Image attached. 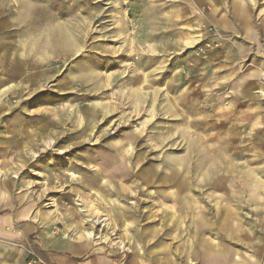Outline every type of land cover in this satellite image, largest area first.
Segmentation results:
<instances>
[{"label":"rangeland","instance_id":"1","mask_svg":"<svg viewBox=\"0 0 264 264\" xmlns=\"http://www.w3.org/2000/svg\"><path fill=\"white\" fill-rule=\"evenodd\" d=\"M62 37L64 47L57 45ZM193 37L197 42L188 45ZM259 69L236 88L240 78ZM263 71L264 0H0V264H54L51 253L69 254L49 249L45 240L69 228H92L113 240L121 236L126 248L97 244L108 264H264ZM100 104L115 107L109 121L102 120ZM50 119L57 123L49 126L54 131L87 128L95 135L82 147L62 135L51 137L49 149L38 140L32 150L40 157L25 158L24 134ZM102 132L119 138L98 139ZM140 133L132 160L147 151L145 170L172 172L167 162L181 157L186 182H194L184 191L191 209L180 216V231L155 216L157 199L138 195L134 187L130 198L110 195L94 182L86 156ZM61 159L68 170L60 169ZM71 172L77 182L59 180ZM253 179L261 185L257 189ZM132 181L123 185L141 183L150 194L169 190L162 180L149 187L139 178ZM214 194L235 209L233 222L245 223L238 230L248 231L255 246L236 230L212 225L220 212ZM79 197L109 219V231L82 224ZM54 204L60 217L45 220ZM10 212L54 228L29 219L10 224Z\"/></svg>","mask_w":264,"mask_h":264},{"label":"bare ground","instance_id":"2","mask_svg":"<svg viewBox=\"0 0 264 264\" xmlns=\"http://www.w3.org/2000/svg\"><path fill=\"white\" fill-rule=\"evenodd\" d=\"M241 13L243 14L244 17L248 16V9L246 7H243L241 9ZM59 30H60L59 33H62V29H59ZM199 38H201V37H199ZM64 40H65V37H62V38H60V40H57V45H60V46L63 45V47L66 46L67 44ZM186 40H187L188 45L197 42V40H195L194 37L193 38H187ZM260 72L261 71L259 69L258 72H254L250 75H247L248 77L240 78L238 80V85L236 86V88L237 89L241 88L243 85H245L247 83V81L249 80L248 78H250V77L252 78L254 76H257L260 74ZM131 94L136 96V99H137V95H138L137 90L132 89ZM259 94H261V96H264V91L259 92ZM84 96L86 98H88L89 94L84 95ZM97 107L99 109L100 108L103 109V112H101V116H102V120H104L105 122L109 121L107 119L108 115H110L112 113V111H116V110H112L113 108L115 109L114 106L112 109L105 108L107 106L103 107L102 104L97 105ZM3 109H4V107L0 104V111H2ZM47 119H49V118H47ZM49 126H53L54 128H56L57 123L52 121V119H50V120L46 121V123L43 126H41L40 128L34 129L31 134H29V133L24 134V136H25L24 139H26L27 142L22 147L23 148L22 149V155L25 158L30 156V155L31 156L33 155L32 157H40V156L35 155L33 150H32L34 147H36V142L38 140H43L44 144H46L45 145L46 149H49L52 145V143H51L52 141L50 140V139H52L51 137L54 138V137H59L60 135H62L63 138H65L66 140H76V142L78 141L74 145H77V147H82L86 143L87 140H90L92 138V135H95V131L88 130L87 128L80 129V130H67L66 129L63 131H54L53 127H49ZM98 131H99V129H98ZM141 135H142V133L126 135L124 138V140H125L124 142L123 141H116V142L114 141V143L109 145L108 151H104L102 153L99 152V153H97L96 156L95 155L94 156H90V155L86 156L85 159L88 160L91 164L89 167L95 171L94 182H95V184L98 183V186L102 189H105V191H107L110 195L114 194V195H120V196L125 197V198H130L132 195V192L134 190L133 189V187H134V188L138 189V191L136 192L138 195L146 194L150 199H157L156 202L160 208V212H158V214H156L155 216L161 217V219H163L164 221H168L169 226L171 227L170 229H173V230L176 229L177 231H180L181 227H182L181 226L182 220L180 219V216H182L186 212V210L191 209L190 208L191 203H189V206H188L187 201H186L187 197H185L184 191H185L186 187H188V190H189V186L193 187L194 182H191V183L186 182L185 177H184V167H183L184 166L183 165L184 159H182L181 157L172 158L168 162L164 161V162L169 163L168 167H171V166L173 167L172 172L169 171L170 168H169V170H167L164 167H162L161 170H157V169H153V168H148L145 170L144 166L151 161L147 157V151H145L143 156H141L135 160H132V158L134 156V154H133L134 150H133L132 143L135 140H138ZM106 136H108L107 138H111V137L114 138L115 137V140H117L119 138L117 132L113 133L112 135L109 133H103L102 132V134L97 136V138L101 139L102 137L105 138ZM161 141L164 142V139ZM101 144L102 143H95L94 145L101 146ZM126 144H130V145L128 147H126ZM8 145H10V144L8 143ZM7 148H8V146H7ZM145 148L149 149L148 145L145 146ZM169 148H174V147H173V145H170ZM7 150H9V149H7ZM152 152H154V150L151 149L150 153H152ZM17 153L18 152H16V154ZM62 153H63V151L60 150V154H62ZM166 153H168V151L162 153L163 159L166 156ZM134 157H136V155ZM8 160H10V159H8ZM98 160H103V161L98 166L94 165L93 163L98 161ZM14 161H15V159H14ZM59 166H60V169L66 168L68 170V168L70 167V164L61 159L59 161ZM90 168H89V170L91 171ZM32 173H33V176H36V177L37 176L38 177L43 176V173L40 171L33 170ZM68 176L71 177L72 182H77L79 180V177L73 172H71L70 174H67V175H66V173L60 174L59 180H64V179L66 180L68 178ZM16 177H17V175L14 176V178H16ZM116 178H119V182H115V184L120 183L118 189L116 188L117 185H115L113 183V180ZM137 178L141 179L143 184H145L147 187L155 185L156 183H158V180H162L160 182V186L169 188V190L167 189V190L160 191V192L154 193V194L151 192V194H150V193H145V191L147 192V189H142L141 183L135 184L134 186H128V187L123 185V184H127L131 179H134V181H132V183L134 184L135 181L137 180ZM253 181L255 183L254 186L256 187V189H257L258 185L261 186L260 183L256 179H253ZM92 183H93V181H92ZM29 184L32 185L33 183L30 182ZM44 184L48 185V180L44 179ZM112 184H114V185L112 186ZM109 186H111L112 189H109ZM221 186L223 187L224 185L221 184ZM1 187H2V185H1ZM5 187H6V185H5ZM193 193H196V192H193ZM210 198H212V197H210ZM224 199H225V197H223V196L215 195V200H217V202H215V200L212 201L214 208L217 211H220V212L224 211V214L221 216H220V212L216 213V215H218V216L215 217L216 219H215L214 223H212V225H217V227H220L223 230L224 229L229 230V231L230 230L231 231L236 230V232L238 231L241 233L242 236L239 235V237H241V239L248 238V239H246L247 244H251V245L255 246V244H253L252 240L250 239L251 236L247 235L248 231L246 232V230L245 231L238 230L239 229L238 227L240 225H244L245 223L243 224V222H241V223L237 222L238 224H236L233 222V220L235 219V218H233V215H234V213H236V211L227 202L224 203L225 202ZM80 202H81V199L79 197L77 199L76 205L79 207L80 212H82L86 215V218L82 221L83 225H89L93 228L96 226H101L102 228H104L108 231L111 229V223L109 222V219L104 217L95 205H91L89 207V209H87ZM235 202H236V200H235ZM169 203L172 206L167 205ZM241 203H244V201ZM197 204L198 203H196L195 206H197ZM54 206H55V210L49 212V214L47 216H45V220H49L51 218V216L52 215L54 216L55 214L60 217L61 213L58 211V205L54 204ZM134 209H137V208L134 207ZM59 217L57 218L58 220H60ZM129 225L130 224H128L127 226L129 227ZM196 225L197 226H200V225L203 226V225H205V223H201V221L200 222L196 221ZM187 226H189V225H187ZM187 229H188V227H187ZM67 231L69 233H71L74 236V238H76L77 240L88 241L91 244L97 245V244L101 243V244H107V245L110 244V245L114 246L115 244L118 243V244L122 245L123 248H126V245H127V242L121 236H118L117 238H115L114 240H117V242L114 243V240L111 238V236H109L108 233H104L103 231H101V233H98V232L92 230V228H89L88 230L83 231V232H80L77 229H73V228H69V229H67ZM218 231H220V230H218ZM237 240H238V238H237ZM243 240L246 241L245 239H243ZM238 241H240V240H238ZM241 243H243L242 240H241ZM90 247H91V245H90ZM158 252L164 253L165 251L161 249ZM260 253H261V249H260ZM116 263L117 262H115V264ZM190 264H196V263H193V261H192V262H190Z\"/></svg>","mask_w":264,"mask_h":264},{"label":"crops","instance_id":"3","mask_svg":"<svg viewBox=\"0 0 264 264\" xmlns=\"http://www.w3.org/2000/svg\"><path fill=\"white\" fill-rule=\"evenodd\" d=\"M24 216L25 214L23 212H10L9 218H7L5 222L11 224L16 221L15 219H29L34 223L41 224L42 226L46 227V229L54 228L42 224L40 219H30ZM45 243L51 247L49 249H54L69 254L60 255L51 253L52 261L54 264H108L106 257H103L105 256L106 252L102 248H96L98 247L96 244H91L88 241H79L66 230L65 233H62L59 237H54L49 233L45 240ZM112 255L115 254L111 253L108 256ZM84 256L89 257L88 261L87 259L85 262H78V260H76V258H82Z\"/></svg>","mask_w":264,"mask_h":264},{"label":"built area","instance_id":"4","mask_svg":"<svg viewBox=\"0 0 264 264\" xmlns=\"http://www.w3.org/2000/svg\"><path fill=\"white\" fill-rule=\"evenodd\" d=\"M41 264V263H40Z\"/></svg>","mask_w":264,"mask_h":264}]
</instances>
